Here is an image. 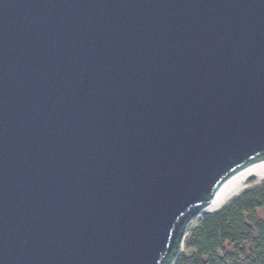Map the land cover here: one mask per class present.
<instances>
[{
	"label": "water",
	"instance_id": "1",
	"mask_svg": "<svg viewBox=\"0 0 264 264\" xmlns=\"http://www.w3.org/2000/svg\"><path fill=\"white\" fill-rule=\"evenodd\" d=\"M264 160V0H0V264H173Z\"/></svg>",
	"mask_w": 264,
	"mask_h": 264
},
{
	"label": "trees",
	"instance_id": "2",
	"mask_svg": "<svg viewBox=\"0 0 264 264\" xmlns=\"http://www.w3.org/2000/svg\"><path fill=\"white\" fill-rule=\"evenodd\" d=\"M263 207L264 180L190 226L173 264H264V221L256 216Z\"/></svg>",
	"mask_w": 264,
	"mask_h": 264
},
{
	"label": "bare ground",
	"instance_id": "3",
	"mask_svg": "<svg viewBox=\"0 0 264 264\" xmlns=\"http://www.w3.org/2000/svg\"><path fill=\"white\" fill-rule=\"evenodd\" d=\"M255 175L264 177V160L253 163L224 181L218 188L213 200L200 213H211L218 210L225 201L240 189L241 182Z\"/></svg>",
	"mask_w": 264,
	"mask_h": 264
},
{
	"label": "rangeland",
	"instance_id": "4",
	"mask_svg": "<svg viewBox=\"0 0 264 264\" xmlns=\"http://www.w3.org/2000/svg\"><path fill=\"white\" fill-rule=\"evenodd\" d=\"M262 180H264V177H258V176H255V175H251V176L247 177L244 181L241 182L240 189H239L237 192H235V193H234V194H233L228 200H226L224 204H226V203H227L230 199H232L233 197L238 196L243 190L251 189V188H254V187L258 186V185L262 182ZM222 206H223V205H222ZM216 211H217V210H216ZM211 213H213V212H211ZM204 214H208V213H199L198 215H196L195 217H193V218L189 221V223H188V225H187V227H186V230H187L190 226L195 225V224L198 222V220H199ZM256 216H257L259 219H261V220L264 221V207H263V208H260V209H258V210L256 211ZM231 249H232L231 246H227V250L230 251ZM182 251H186V248L184 247V244H182V246H181V251H180V252H182Z\"/></svg>",
	"mask_w": 264,
	"mask_h": 264
}]
</instances>
